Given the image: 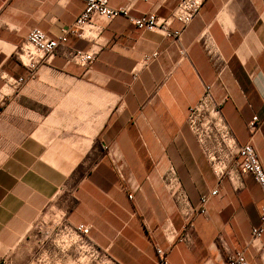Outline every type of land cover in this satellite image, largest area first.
Segmentation results:
<instances>
[{
	"label": "crops",
	"instance_id": "obj_1",
	"mask_svg": "<svg viewBox=\"0 0 264 264\" xmlns=\"http://www.w3.org/2000/svg\"><path fill=\"white\" fill-rule=\"evenodd\" d=\"M180 1L108 0L133 16L160 19ZM84 6L0 0V264H39L22 255L23 246L49 208L71 226H87L90 246L114 264H156V248L169 264H224L235 251L247 264H264V232L251 244L264 203L260 187L247 174L215 176L186 125L189 107L211 85L233 138L250 143L264 168V0H207L187 26L171 24L181 30L177 43L123 17L96 18L101 34L70 36L35 72L19 62L30 30L57 36ZM71 50H94L95 59L81 67L68 60ZM17 78L24 81L14 86ZM253 116L262 123L251 136ZM169 168L192 206L208 196L189 245L162 233L166 222L183 225L162 182Z\"/></svg>",
	"mask_w": 264,
	"mask_h": 264
},
{
	"label": "built area",
	"instance_id": "obj_2",
	"mask_svg": "<svg viewBox=\"0 0 264 264\" xmlns=\"http://www.w3.org/2000/svg\"><path fill=\"white\" fill-rule=\"evenodd\" d=\"M84 2L85 6L73 26L62 30L57 36L50 37L38 28L30 30L25 45H21L17 49L16 56L19 62L29 71L35 72L42 62L48 61L60 48L67 44L70 36L86 37L85 35L88 34L89 30L93 38L95 35L101 34L102 28L93 22L96 18L109 22L117 17H123L138 30L159 33L164 38L177 43L181 30H172L171 24L178 22L183 27L187 26L200 14L207 0H181L172 15L165 19H160L153 13L136 17L130 13L129 8L110 7L108 0H84ZM204 48L214 62L219 60L211 43L205 42ZM179 54L181 57H185V50L180 48ZM95 55L94 50H71L67 53V58L76 65L86 67L94 61ZM155 56L156 54L152 55V57ZM220 74L221 72H218V75ZM23 81L24 78H17L13 81V85L19 86ZM261 123L262 120L258 116H253L247 123V130L251 136L259 130ZM186 125L200 146L215 176L220 179L226 176L230 179L234 173L250 175L264 196V168L259 161L258 154L250 143L240 145L233 138L221 114L220 105L212 99L211 85H205L198 101L189 107ZM116 171L121 176L120 167H116ZM162 182L173 198L178 214L183 221L179 230H175L171 223H164L162 226L163 236L167 242L176 241L189 245L192 243L193 217L195 215L206 216L208 196L201 197L198 204L192 206L180 187L179 179L173 168H169L162 175ZM217 194V190L210 192V196ZM128 199L131 200L132 195H128ZM259 223L260 226L251 231V244L258 240L264 232V203L260 208ZM88 230L87 226L79 224L70 226L66 233L70 236L75 235L78 239L89 244L85 237ZM261 251L264 252V247ZM156 255V264H169L166 251L156 248ZM224 264H247L244 252L230 253Z\"/></svg>",
	"mask_w": 264,
	"mask_h": 264
},
{
	"label": "rangeland",
	"instance_id": "obj_3",
	"mask_svg": "<svg viewBox=\"0 0 264 264\" xmlns=\"http://www.w3.org/2000/svg\"><path fill=\"white\" fill-rule=\"evenodd\" d=\"M70 226L56 208H49L33 224L29 247L23 246L28 249L22 255L39 264H114L84 240L67 235Z\"/></svg>",
	"mask_w": 264,
	"mask_h": 264
}]
</instances>
